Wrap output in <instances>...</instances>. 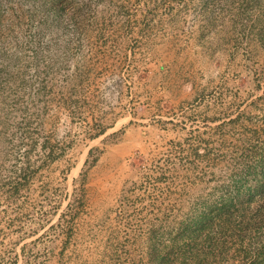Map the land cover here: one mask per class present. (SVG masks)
<instances>
[{
  "label": "rangeland",
  "instance_id": "obj_1",
  "mask_svg": "<svg viewBox=\"0 0 264 264\" xmlns=\"http://www.w3.org/2000/svg\"><path fill=\"white\" fill-rule=\"evenodd\" d=\"M0 264H264V0H0Z\"/></svg>",
  "mask_w": 264,
  "mask_h": 264
},
{
  "label": "crops",
  "instance_id": "obj_2",
  "mask_svg": "<svg viewBox=\"0 0 264 264\" xmlns=\"http://www.w3.org/2000/svg\"><path fill=\"white\" fill-rule=\"evenodd\" d=\"M134 134V130H128L125 132V136L123 135V139L121 142H119L116 145H112L107 148L103 154L101 155V161L108 163V169H104V172L110 173L112 172L109 168H116L117 162L120 161L125 154L128 153V151L134 146L133 141L132 143L129 142L131 140V136ZM100 161V160H99ZM105 191H108L109 193L112 191V188L103 187Z\"/></svg>",
  "mask_w": 264,
  "mask_h": 264
}]
</instances>
